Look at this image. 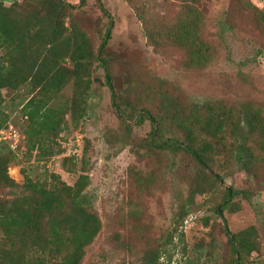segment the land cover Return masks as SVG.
Instances as JSON below:
<instances>
[{
  "label": "trees",
  "instance_id": "trees-1",
  "mask_svg": "<svg viewBox=\"0 0 264 264\" xmlns=\"http://www.w3.org/2000/svg\"><path fill=\"white\" fill-rule=\"evenodd\" d=\"M5 1L9 0H0V130L13 127L3 109L2 92L14 93L26 86L29 97L20 105L23 139L17 149L12 151L0 142V264H87L86 253L102 230V222L85 193L90 185L86 162L89 142L85 140V148L81 147L82 156L63 159L62 170L79 173L71 186L59 175L32 179L23 170V183L19 185L9 177L8 168L20 163L23 152L26 158L35 152L37 162L63 153L60 148L54 152V143L70 129L81 131L93 74L98 70L104 74L111 107L122 130L116 135L120 145L133 146L132 153L138 159L156 158L166 170L177 177L182 175L186 185L185 196L179 190L173 193L175 228L164 239L148 235L141 224L142 197L139 195L135 203L131 198L127 203L128 235L116 234L114 238L118 249L127 250L138 264H162L164 248L176 238L183 239L182 233L176 232L189 216L195 197L209 195L219 198L213 213L221 219L226 238L225 264H257L264 255V218L257 227L230 232L223 214L238 209L236 199L250 202L253 194L252 190L232 187L222 190L223 178L216 171L215 157L222 155L225 165L254 178L264 190V109L252 104L223 105L222 101L188 104L164 93L160 88L166 83L155 79H150L154 86L136 83L120 88L114 84L105 53L112 23L95 49L86 32L74 22L73 11L83 8L85 0H79L77 6L63 0H24L25 5L11 0L9 6ZM94 2L110 19L101 0ZM194 3H186L175 20L151 23L140 9L129 4L143 26L147 43L164 55L170 49L181 53L180 63L185 69L202 68L210 61V49L200 35L201 16ZM253 9V26L264 35V13ZM223 29L231 28L223 23ZM67 85H71V96L58 102ZM145 121L151 128L149 134L133 144L131 130ZM224 143L228 147L222 148ZM129 178L140 193L154 185L153 174L129 171ZM207 225L204 221L203 226Z\"/></svg>",
  "mask_w": 264,
  "mask_h": 264
},
{
  "label": "rangeland",
  "instance_id": "rangeland-1",
  "mask_svg": "<svg viewBox=\"0 0 264 264\" xmlns=\"http://www.w3.org/2000/svg\"><path fill=\"white\" fill-rule=\"evenodd\" d=\"M14 1L18 5H25L24 0ZM63 1L75 6L79 4V0ZM94 1L85 0L83 8L73 11V19L76 26L86 32L95 49L112 23L111 38L105 53L114 84L118 87L127 89L129 84L136 83L141 87L148 84L154 86L150 79H155L166 83L160 88L164 93L174 95L188 104L222 101L223 105L252 104L264 109V35H261L251 21L252 15H255L253 8L264 13V0H197L196 3L193 0H101L110 19L103 16ZM12 2L9 0L4 4L9 6ZM130 3L140 9L148 23L175 20L186 3H194L201 16L200 35L210 49L208 64L202 68L185 69L180 63L181 53L174 49H170L165 55L155 52L147 43L143 26ZM66 23L69 24L68 21ZM223 23L231 29H223ZM104 82L103 72H94L87 115L79 126L81 131L70 129L62 133L54 143V152L60 148L62 154L37 162L35 152L30 158H26L27 155L23 152L19 156V164L9 165L8 175L21 185V170L32 179L41 178L45 174H56L71 186L79 173H66L62 170L63 159L74 157L75 160L76 154L82 156L80 150L85 148L87 140L89 147L86 162L90 185L85 193L102 222V230L89 247L85 262L138 264L137 258L127 250L118 249L114 241L116 234L128 235L127 203L131 198L135 203V199H139L141 195L139 208L143 228L147 229L152 238L164 239L175 228L172 220L175 212L173 193L179 190L185 196L186 185L182 183V175L177 177L173 171L166 170L156 158L148 156L138 159L132 153L133 146L120 145L116 135L121 134L122 130H119V123L110 103V92ZM71 93V85H67L58 102L68 99ZM2 94L5 98L3 109L9 117L8 121L20 134L24 123L20 105L29 97L27 87L14 93L3 91ZM150 130L147 121L134 126L131 130L133 144L146 138ZM221 147L226 148L228 145L224 143ZM222 157H215L216 171L223 178L221 189L232 187L235 190H252L253 194L250 202L236 199L235 208L238 209L233 213L223 214L228 229L232 233H238L257 227L264 218L262 185L244 172L225 165ZM180 168L182 172V167ZM137 170L144 175L153 174L154 185L146 193H140L139 189L131 186L129 171ZM144 188L147 187L144 185ZM208 196L195 197L189 216L176 232L182 233V241L176 238L172 244L167 245L160 263L225 264L226 238L221 219L213 213L219 198ZM204 221L208 222L207 227L203 226ZM257 262L264 264V255Z\"/></svg>",
  "mask_w": 264,
  "mask_h": 264
},
{
  "label": "built area",
  "instance_id": "built-area-1",
  "mask_svg": "<svg viewBox=\"0 0 264 264\" xmlns=\"http://www.w3.org/2000/svg\"><path fill=\"white\" fill-rule=\"evenodd\" d=\"M22 139L23 137L11 125L0 130V142L8 144L12 151L17 149Z\"/></svg>",
  "mask_w": 264,
  "mask_h": 264
}]
</instances>
